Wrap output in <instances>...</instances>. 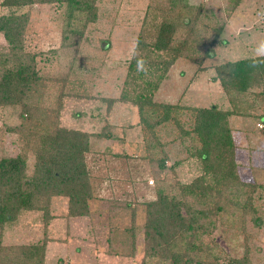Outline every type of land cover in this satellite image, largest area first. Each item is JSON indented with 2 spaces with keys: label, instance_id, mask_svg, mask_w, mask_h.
I'll list each match as a JSON object with an SVG mask.
<instances>
[{
  "label": "trees",
  "instance_id": "1",
  "mask_svg": "<svg viewBox=\"0 0 264 264\" xmlns=\"http://www.w3.org/2000/svg\"><path fill=\"white\" fill-rule=\"evenodd\" d=\"M234 2L232 7L236 8L240 0ZM97 3L98 0L0 2V8L6 11L0 14V36L4 40L0 53V264H46L47 246L52 240L48 227L54 218H60L52 214V200L58 197L67 200L64 218L90 217V202L97 200V179H105L99 175L100 170L93 171L98 158L91 142L120 140L108 125L97 133L63 126L60 115L64 92L70 83L80 84L72 67L75 59L69 61L65 73L57 75L43 67L60 59L62 49L71 47L76 53L78 41L98 22ZM36 4H57L63 10L62 41L58 48L45 53L31 51L27 42L30 7ZM164 4L168 7L162 10V20L158 22L155 14L159 5L148 0L121 93L117 99H103L107 114L116 103L137 108L138 123L144 131V155L138 159L148 164L157 183L150 200L141 203L144 210L141 234L137 232V208L134 204L126 206L132 212L120 242H130L132 252L125 255L131 257L143 238L140 264H254L247 238L244 237L241 246L236 238L245 231L247 222L255 227L262 222L255 203L262 201L264 186L241 180L230 123L232 117L253 116L257 107L249 99L264 103V55L211 65L215 73L211 80L218 82L225 94L228 105L225 110L216 105L202 108L156 102L159 85L180 58L191 59L190 54L196 55L198 72L208 70L201 63L216 56V42L223 29H213V39L205 42L203 39L207 37L194 35L195 30L199 31L197 17L201 6L197 14H192L193 9L184 0H165ZM184 32L187 35L179 38ZM199 43L208 44L203 53L197 46ZM141 59L145 61L142 70L137 64ZM54 81L59 84L55 91L56 105L46 107L45 94ZM184 113L191 116L192 123L190 129H180L179 140L183 144L186 142L181 139L199 143L193 153L201 163V171L188 184L175 181L168 186L167 173L175 175L178 162L166 164L168 156L159 151L157 128L168 121L180 126L178 117ZM260 119L264 123V116ZM8 135L16 137L20 144L16 156L8 155L4 149ZM122 152L113 153V159L133 160L134 157ZM144 168L138 165L134 171ZM24 212L42 215L43 238L29 244H4L7 226ZM217 236L232 245V253L220 246ZM240 248L243 252L238 251Z\"/></svg>",
  "mask_w": 264,
  "mask_h": 264
},
{
  "label": "rangeland",
  "instance_id": "2",
  "mask_svg": "<svg viewBox=\"0 0 264 264\" xmlns=\"http://www.w3.org/2000/svg\"><path fill=\"white\" fill-rule=\"evenodd\" d=\"M234 1L184 0L193 9L192 14H197L199 7H202L197 17L199 31L195 30L194 35L207 37L203 41L209 42L215 33L213 29L223 27L216 42V56L201 63V66L208 69L202 72L197 70L199 59L196 55L190 54L191 59L180 58L159 85L155 94L156 102L181 103L202 108L216 105L220 109H227L220 84L211 80L215 76L211 65L264 55L261 47L264 45V0H240L236 8L232 7ZM164 2L165 0H155V4L159 5L158 13L155 14L158 22L162 20V10L168 7ZM147 4L148 0H98V22L86 32V37L75 44L76 53L74 48H65L60 50V59L49 61L44 66L40 63L47 72L57 75L58 72L65 73L69 61L75 59L76 63L72 67L80 84L70 83L64 92L60 115L63 126L97 133L108 125L120 139L115 143H100L95 139L91 142V148L98 158L93 171L100 170L99 175L105 179H97V200L90 202V217L64 218L67 213V200L60 197L52 200V214L60 218H54L48 227V236L52 240L47 246L46 264H140L143 238H140L141 242L135 247V255L131 257L125 255L132 252L130 242H120L125 235L126 225L130 224L132 211L126 206L134 204L137 208V232L141 234L144 224L141 203L150 200L157 183L148 164L141 163L138 159L144 155V131L138 123L137 108L131 104L116 103L110 114H107L103 99H117L121 93L131 51L141 30ZM30 10L27 29L30 50L45 53L49 49L58 48L62 41V8L57 4H36ZM5 13L0 8V14ZM185 35L187 34L184 32L178 36L183 38ZM221 41L225 44L220 45ZM3 45L4 40L0 36V53ZM207 45L199 43L197 46L203 53ZM56 87H59L56 81L50 83L45 94L46 107H55ZM249 100L257 107L253 116L231 118L232 137L236 146L235 163L242 181L257 182L264 186V123L260 119L264 116V103ZM189 117L191 116L186 113L180 115V126L168 121L157 128L161 145L159 151L168 156L166 164L170 166L178 162L176 174L167 173L168 186L176 182L188 184L201 171V163L193 153L199 143L181 139L186 142L183 144L179 140L180 129H190L192 119ZM4 144L8 155L16 156L20 152L16 137L6 136ZM122 151L134 157L133 160H114L113 153H123ZM138 165L145 168L134 171V167ZM131 180L135 183L131 184ZM158 185L162 186L161 183ZM262 194V201L255 203L260 209L258 215L262 217V222L256 227L247 222L245 231L236 238L238 246L244 243V237L247 238L254 264H264V192ZM7 227L3 236L4 244L35 243L44 236L42 215L37 212H24L14 224ZM217 240L221 247L232 253L233 247L231 244L228 246L226 239L217 236ZM238 251L243 252V249ZM114 252L117 254H112Z\"/></svg>",
  "mask_w": 264,
  "mask_h": 264
},
{
  "label": "clouds",
  "instance_id": "3",
  "mask_svg": "<svg viewBox=\"0 0 264 264\" xmlns=\"http://www.w3.org/2000/svg\"><path fill=\"white\" fill-rule=\"evenodd\" d=\"M261 47H262V49H264V45H262ZM137 64H138V69L142 70L144 68L145 61L143 59L138 60Z\"/></svg>",
  "mask_w": 264,
  "mask_h": 264
}]
</instances>
